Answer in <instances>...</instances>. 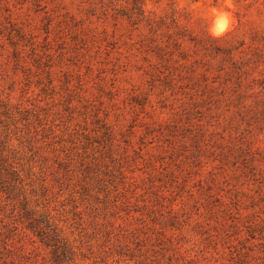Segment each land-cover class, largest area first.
Wrapping results in <instances>:
<instances>
[{
    "label": "rangeland",
    "instance_id": "rangeland-1",
    "mask_svg": "<svg viewBox=\"0 0 264 264\" xmlns=\"http://www.w3.org/2000/svg\"><path fill=\"white\" fill-rule=\"evenodd\" d=\"M129 5L0 0V264H264V104L210 97ZM147 9L264 29L262 0Z\"/></svg>",
    "mask_w": 264,
    "mask_h": 264
},
{
    "label": "trees",
    "instance_id": "trees-1",
    "mask_svg": "<svg viewBox=\"0 0 264 264\" xmlns=\"http://www.w3.org/2000/svg\"><path fill=\"white\" fill-rule=\"evenodd\" d=\"M148 1L158 3L162 0H130L121 14L134 25L145 23L151 33L149 49L159 59L181 61V66L190 76L198 78V84L210 97L218 96L216 100H230L243 106L264 104V29L253 28L247 37L233 42L227 39L230 32L197 38L179 24L174 11L168 20L150 16ZM237 1L249 6L258 0ZM158 30H162L159 37L156 36ZM187 44L191 45V53L185 49ZM248 98L252 100L249 105Z\"/></svg>",
    "mask_w": 264,
    "mask_h": 264
},
{
    "label": "clouds",
    "instance_id": "clouds-1",
    "mask_svg": "<svg viewBox=\"0 0 264 264\" xmlns=\"http://www.w3.org/2000/svg\"><path fill=\"white\" fill-rule=\"evenodd\" d=\"M228 23V18L227 14L221 12L217 14L215 24L213 26V33L214 34H219L221 33L226 27Z\"/></svg>",
    "mask_w": 264,
    "mask_h": 264
}]
</instances>
